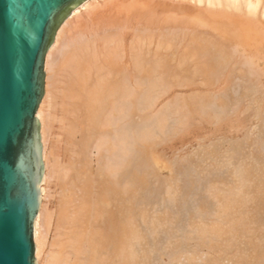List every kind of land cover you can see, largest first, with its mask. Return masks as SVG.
I'll return each mask as SVG.
<instances>
[{
  "label": "bare ground",
  "instance_id": "1",
  "mask_svg": "<svg viewBox=\"0 0 264 264\" xmlns=\"http://www.w3.org/2000/svg\"><path fill=\"white\" fill-rule=\"evenodd\" d=\"M184 1V4L175 8L181 16L174 17L167 13L172 9L169 8V4L158 0H87L76 7L56 31L53 42L45 54L44 93L35 113L39 123L43 166L42 177L38 183L39 207L33 222L36 264H135L132 247L140 237L132 217L137 200L146 201L154 194L149 190L151 188L148 184V176L154 173L152 171H157L154 169L157 165L156 154L154 153L155 156H153L151 150L154 149L156 140L169 136L180 124H185L186 129L188 117L191 116L190 119L198 117L214 122L221 117L225 119L226 114L230 115V112H226V107L233 105L237 107V110L254 112L253 116L257 118L256 121L258 120L257 126H260L256 127L258 130H254L258 131L257 137L264 139V91H261V89L264 90L262 83L264 45L257 44L254 39L246 38L240 28V23L246 21L249 25L257 23V26L264 30V0ZM150 2L155 4L152 5ZM157 2L163 3L159 5L162 7L160 12H163L160 16L156 14ZM189 4L195 9H192V6L190 8ZM193 10L196 11L194 16L191 15ZM205 10L219 13L221 21L218 19V22L213 23L214 18L208 17ZM229 14L237 19H229ZM197 20L208 24V31L198 29L195 25ZM228 54L233 57L230 59ZM239 64L244 65V71L238 68ZM241 73L246 79L240 75ZM236 76L243 77L242 79L246 83L248 81L249 85L244 86L243 90L240 88L236 102L234 100L230 102L227 88L232 84L229 85L227 81L233 80L232 78ZM209 78L213 83H210ZM193 80L199 81L197 84L200 87L204 86L209 90L220 83L221 87H218L215 92L211 91L212 100L210 92L207 93L209 98L207 97L206 102L203 97L198 96L200 92L194 94L193 91L186 99L180 98V95L175 93L165 102V106L156 109V112L145 113L155 105L154 100L164 91L161 88L165 83H167L165 86L169 88L173 81L170 89L184 88L182 86H190V83L194 86ZM160 90L162 92L158 94ZM204 91L201 93H205ZM183 129H179V132ZM245 134L251 137L249 133ZM248 136L247 140L244 136L242 139H245V142H241L244 144L247 143L246 141L249 142L251 138L249 139ZM239 140L228 141L230 143L225 140L230 144L228 151L233 153L239 150V145L242 144ZM207 148L209 147L205 149ZM245 148H241L240 152L242 153ZM92 150L94 152L96 150L94 159L90 157ZM208 151L204 153L205 155L203 154L205 157H208V154L209 156L215 154L214 150ZM248 151L247 149L243 152L247 155ZM226 152L219 157L215 154L214 161L224 163L222 167L228 164L231 171L226 165L225 168L229 169L230 176L232 175L233 178L239 177L237 178L239 186L236 184L235 187V181L233 186L236 192L233 190L234 194L232 193L231 196L225 188L223 189V187H229V181L233 182V179L228 181L226 178L229 173L224 175L229 185L221 183L223 190H220V187H214L220 185L217 181L222 180L221 175V178L214 179L216 185L209 184L213 186V190H209L212 193L215 190L213 193L215 196L212 198H215L216 206L212 205L218 208L217 213L222 212L224 219L217 216L220 221L218 219L216 223L215 219L211 218L212 222L206 220L205 225L201 222V224L191 225L192 230L196 231V238L200 241V243L196 242L199 243V246L197 245L199 252H197L206 250V253L211 252L215 255L213 260L205 261V264H222L225 261L227 263L229 261V264H264V236L252 232L255 224L258 227L264 222L262 217L264 216V200L260 199L264 194L260 192H264V183H262L264 156L260 162H256L257 156L253 155L255 152L249 151V156L243 153L244 160L243 155L240 154L241 160H247L248 168H245L242 165L236 166V162L230 163L232 160L225 157L230 152ZM161 157L160 154L158 158ZM205 157L202 159L210 160L211 158ZM146 158L151 162H148ZM163 158L161 161H165L166 158ZM213 158L215 157H212L211 161ZM197 160L203 164L206 163L199 158ZM161 161L159 163H162L161 166L165 168L166 164ZM149 163L152 165H148ZM197 163L196 161V166L201 165ZM170 171L167 170L172 173ZM172 175L174 173L167 178L168 182L165 184L162 182V185L165 194L167 195L170 191L169 197L175 195V199L179 191L175 192L177 181ZM254 177L257 183L253 184L255 187L251 183V181L255 183L251 180ZM47 181L49 185L46 184ZM159 182L156 184L159 185ZM202 184L191 186L190 202L186 206V213H181V208H177L178 218L174 222L175 225L185 221L186 215L195 209L199 200L201 202L197 211L201 206L203 208L198 211L200 214H205L207 211L213 212L211 211L213 207L207 200H202L201 195L199 196L198 191L202 189ZM46 187L49 189L48 192ZM228 187L226 189H230L231 192V188ZM251 189H254L253 192ZM205 195L207 196L206 193ZM194 196L198 198L194 199ZM249 198L251 203L258 204L257 210L260 209L256 211L259 215L257 222L253 212L257 204L252 205L247 202ZM246 203L252 206L251 209L255 206V209L251 210L253 216H249L251 215L249 211L246 215H244L245 212L241 214L246 209H250L248 204V207L243 209L242 205L246 206ZM238 204H240L238 209H243V211L240 210L241 213L236 210ZM230 210L238 213L233 214L229 212ZM230 213L232 214L229 215L230 219L236 214L239 217L236 216L235 220L233 218L231 224L228 216L226 219V215ZM214 215H217L216 212ZM194 219L195 217L192 220ZM225 219L226 223L230 224L227 225L228 227ZM206 224L212 225L206 226ZM199 225H203L204 231ZM225 226L228 230H225ZM249 228L255 236L251 235ZM262 229L264 228L259 229L261 233ZM228 233L230 235L232 233L233 236L228 235L229 238H226ZM203 234L205 236H202ZM203 237H209L210 240ZM211 242L214 244L209 246ZM225 247H228L227 250ZM180 252L185 253L182 256L188 255L185 249ZM197 252L195 253L198 254ZM203 255L208 254L203 252ZM162 257L160 255L159 258ZM191 260L187 263L190 264ZM200 260H202L201 256ZM172 263L175 264V261Z\"/></svg>",
  "mask_w": 264,
  "mask_h": 264
},
{
  "label": "rangeland",
  "instance_id": "2",
  "mask_svg": "<svg viewBox=\"0 0 264 264\" xmlns=\"http://www.w3.org/2000/svg\"><path fill=\"white\" fill-rule=\"evenodd\" d=\"M159 2H166L167 4H169L168 6H169V8L171 9L169 12H167L168 14H170V15H173L174 17H179V16H181V15H178V13H177V11L175 10V8H177L178 6H180L181 4H184V0L182 1V0H158ZM159 2H157L156 3V14H159V16L160 15H162L163 14V12L161 11L160 12V10H161V8L162 7H160L159 5H162L163 3H159ZM152 5L153 4H155V2H150ZM171 6V7H170ZM189 6H190V8H191V6H192V9H195V7L193 6V5H191V4H189ZM188 7V6H187ZM196 11H191V15L192 16H194V13H195ZM205 13L208 15V17H210V18H214L213 20L215 21V22H213V23H216V22H218V19H220L219 21H221V16H220V14L219 13H217L216 11H213V10H205ZM167 14V15H168ZM229 16V19L231 18L232 20L235 18V19H237L235 16H231V14H229L228 15ZM197 24H195L196 25V27L198 28V29H200V30H204V31H208L207 30V28H208V24H205V22H199L198 20H197V22H196ZM258 24L257 23H254V24H252V25H249L248 24V22H246V21H243V22H241L240 23V28L242 29V32L244 33V35L246 36V38H248V39H254V42H256L257 44H260V45H264V30L263 29H261V28H259L258 26H257ZM228 51L230 52V49H228ZM228 56H229V54H228ZM230 57V56H229ZM233 56H231L230 57V59L232 58ZM240 70L242 69V71H244L245 70V68H244V65H242V64H239V67H238ZM241 76H243L242 75V73L240 74ZM233 77V76H232ZM244 77V76H243ZM243 77H241V78H239V76H236L235 78H232L233 80H229L228 79V83H229V85L230 84H232V85H230L229 86V88H227V90H228V96L230 95H232L231 97L229 96V99H231L230 100V102L232 101V100H234V102H236L237 101V96L239 95V93H240V88H242L241 90H243L244 88V86H247V85H249V82L247 81V83L242 79ZM245 78V77H244ZM246 79V78H245ZM248 79V78H247ZM209 81H210V83L212 82V80H211V78H209L208 79ZM197 81V80H196ZM207 81V80H206ZM209 81H207V82H209ZM167 82V81H166ZM168 82H170V81H168ZM173 81H171V83H172ZM195 81L193 80L192 81V84H194V86L193 85H191V83H190V86H182V87H184V88H176V87H172L171 89H170V85L172 86V84L170 83V85L168 86L169 88H167L165 85L167 84V83H165L164 84V86L161 88L162 90H164L163 92H162V90H160V91H158V94L160 93V92H162L161 94H157L158 96H157V98L154 100V102H156V103H154V104H152V106L153 107H151L150 108V110H147V111H145V113L146 114H150V113H153V112H156V109H159V108H161V107H163V106H165L164 104H165V102L168 100V99H170L171 98V96L172 95H174L175 93H178L179 95H180V98H184V99H186L187 98V96H189L190 94H191V92H193L194 91V94H198V92H200V95H198L199 97H203V100L206 102V100H208L207 99V97H208V95H207V93L208 92H210L211 93V91H217V88L219 87H221V83L220 84H217V86H215V87H213V88H211L210 90L209 89H206V88H204V86L203 87H200L197 83L199 82H195ZM243 82V83H242ZM213 83V82H212ZM235 83V84H234ZM262 83H263V85H264V75H263V78H262ZM239 85H240V87H239ZM223 86V85H222ZM242 86V87H241ZM224 87V86H223ZM238 87V88H237ZM236 89V90H233V89ZM168 89H170V90H168V92H167V90ZM216 89V90H215ZM205 90V91H204ZM229 90H231V92L229 93ZM233 90V91H232ZM195 91H197V92H195ZM205 92V93H201V92ZM261 91L263 92L264 90L263 89H261ZM167 92V93H166ZM235 92H237V93H235ZM166 93V94H165ZM209 93V94H210ZM233 93H234V95H233ZM264 93V92H263ZM203 94V95H202ZM204 94L206 95V98L204 99ZM202 95V96H201ZM211 95V96H210ZM209 96H210V98L212 97V93L210 94ZM162 96V97H161ZM198 96H196L197 98H199ZM209 98V97H208ZM263 98H264V96H263ZM157 100V101H156ZM211 100H212V98H211ZM210 100V101H211ZM234 105H236V103L234 104ZM231 108V109H230ZM230 110V111H229ZM231 110H232V112H231ZM233 110H236V111H233ZM226 112L227 113H231L230 115L229 114H226L225 115V119H224V117H221L220 118V120L218 121L217 119H216V121H217V123H216V121L214 120V122H213V120L212 121H208V120H204V119H200V118H198V117H195V118H192V119H190L191 118V116L190 117H188L189 119H187V126L188 127H186V129H185V124H180L179 125V127L177 128L176 127V129H175V135H174V132L172 133V134H170L169 136H167V137H169L168 139H166L167 137H165V138H161V139H159V140H156L155 141V143L154 144H156L157 145V147H156V145H153V148L154 149H152L151 151H152V154H156V160H157V165H156V168H154V169H157V171L155 170V171H152L151 169V171L152 172H154L153 174H150V176H148V184L150 185V188L151 189H149L150 191H152V192H154V194H152V196L149 198V199H147L146 201H143V200H140V199H138L137 200V202H136V204H135V208H134V215H133V223H134V226H135V229H136V231L137 232H139V234H138V236L140 237L138 240H137V242L135 241V243H134V245H133V247H132V250L134 251L133 252V254H135L134 256H135V264H173L172 262H174L175 261V264H188L189 263V261L191 260V257H193V260H191V262H190V264H205V261L206 262H208V260H213L212 258H214V256L215 255H213L211 252H208V253H206L207 251L206 250H203L202 252H200V253H198L199 252V249H197V248H199L198 246H199V243H200V241L196 238V236H197V234H195V232L192 230V224H199L200 222L203 224V225H205V223H207V221H211L212 222V219H215V223H216V221L219 219L217 216H219L220 218H222V220L224 219L223 218V216L224 215H222L221 213L222 212H220L219 211V213H217V209L216 208H214L213 207V205L212 204H214V206H216V203H215V198L213 197L212 198V196H215L213 193L215 192V190L213 191V193H212V191H210V190H213V186L211 187L210 185V183H214L215 185L217 184V183H215V180H217V178L219 177V178H221V176H223L221 179L222 180H219V181H217L218 183H220V185L219 186H214V187H220L219 189L220 190H223L224 188H225V190H227L226 192H228V193H230V194H228V195H230L231 196V194L233 193L234 194V191L233 190H235V192H236V189H235V187L238 185L239 186V184L237 183V178H239V177H232V175L230 176V173L231 172H229V171H231V167L227 164H225L226 165V167H229V169H226L225 168V165H224V167H222L223 166V164H221V161L219 162V161H214V160H216V156H218L219 157V155L221 156V155H223L226 151L227 152H230V153H227V155L225 156V157H227V158H229L230 160H232V161H230V163L232 162V163H234V162H236L237 164H236V166L237 165H242L243 167H245V168H248V163H247V160L246 161H243L244 160V155H246V151H247V149L252 153V152H255V154L253 153V155H255V157L257 158V161L256 162H260L261 161V159L263 158L262 156H264V139H260V136L259 137H257V135H256V133L258 132V131H255L257 128L256 127H260V126H257V124H258V120L256 121V117L255 116H253L254 115V112H250L249 110H247L246 112L245 111H243V110H237V107H235V106H231L230 105V107L228 106V107H226ZM242 114H241V113ZM144 113V114H145ZM240 114V115H239ZM255 117L254 119H255V121H254V119H253V117ZM256 115V114H255ZM226 116H227V118H226ZM229 117V118H228ZM194 119V121L196 120V122H192V120ZM249 120V122H247L248 120ZM204 123H203V122ZM254 121V122H253ZM214 124H213V123ZM185 123V122H184ZM211 123V124H210ZM253 123V124H252ZM190 124H191V126H190ZM242 124V125H241ZM250 124V125H249ZM256 124V125H255ZM260 124V123H259ZM245 126V127H241V126ZM246 125H248V126H246ZM261 125V124H260ZM252 126V127H251ZM240 127L241 128H243L242 130L240 129ZM251 127V128H250ZM179 129H183V130H180V132H179ZM230 129V130H229ZM235 129V130H234ZM249 129H251L250 131H249ZM255 129V130H254ZM235 131L234 132V134H233V131ZM258 130V129H257ZM178 131V132H177ZM215 131V132H214ZM230 131V133H228ZM232 131V132H231ZM238 131V132H237ZM177 132V133H176ZM208 133H209V135H208ZM245 133H249V135H251V137H249L248 136V134L246 135ZM251 133V134H250ZM254 133V134H253ZM177 134V135H176ZM174 135V136H173ZM201 135V136H200ZM203 135H206V136H203ZM244 136H245V139L247 140V136H248V138L250 139L249 140V142L248 141H246L247 143H242V142H245L242 138H244ZM173 137V138H172ZM202 137V138H201ZM254 137V138H253ZM172 138V139H171ZM198 138V139H197ZM239 138H240V140H239ZM264 138V137H263ZM169 139H171V140H169ZM194 139H197L196 141H198V142H196ZM202 139V140H201ZM221 139V140H220ZM229 139V140H228ZM236 139L237 140H239L238 142L239 143H242L241 145H239L241 148H245V150H243V151H245V152H243L242 151V153L240 152V150H241V148L239 147V150L237 149L236 150V152L234 151L233 153H232V151H228V148H229V145L230 144H228V143H230L232 140L233 141H236ZM242 139V140H241ZM165 140V141H164ZM166 140H167V142H166ZM190 140V141H189ZM223 140V141H222ZM225 140H226V142H228V141H230V142H228V143H226L225 142ZM160 141V142H159ZM242 141V142H241ZM252 141V142H251ZM165 142V143H164ZM169 142V143H168ZM222 142V143H221ZM251 142V143H250ZM159 143V144H158ZM164 143V144H163ZM162 144V145H161ZM197 144V145H196ZM216 144V145H215ZM248 144H249V146H248ZM159 145V146H158ZM161 145V146H160ZM213 145V146H212ZM250 145H252V146H250ZM196 146V147H195ZM209 147V148H207V149H205L206 147ZM243 146V147H242ZM184 147V148H183ZM251 149H250V148ZM203 148H204V150H203ZM159 149H161L160 151H162V152H160L159 151ZM179 149V151H176V150H178ZM217 149H219V150H217V154H216V150ZM223 149H225L224 151H222ZM256 149V150H255ZM155 150V151H154ZM199 150V151H198ZM213 151L214 150V152H215V154H216V156H215V154L214 155H210L209 156V154H208V157L210 158V160H206V159H204V161H206V163L203 161V159H202V157H205L204 155V153L206 152V151ZM176 151V152H175ZM192 151H195V152H192ZM199 153H198V152ZM200 151H202L201 152V154H200ZM204 151V152H203ZM208 151V152H209ZM240 153H239V152ZM249 151L247 152V155L246 156H249ZM260 151V152H259ZM158 152V153H157ZM213 152V153H214ZM224 152V153H223ZM171 153V154H170ZM196 153H198V154H196ZM212 153V154H213ZM219 153H221V154H219ZM234 154V156L232 155V154ZM243 153H245L244 155H243ZM258 153V154H257ZM91 154H92V156H90L92 159H94L96 156H95V154H96V150H95V152H94V150H92V152H91ZM155 154L153 155V156H155ZM160 154H161V158H158V156L160 157ZM170 154V155H169ZM193 154V155H192ZM196 154V155H195ZM204 154V155H203ZM229 154H230V157H229ZM240 154H242L241 156L243 157L242 159L243 160H241V156H240ZM199 155H201V157L199 156ZM203 155V156H202ZM239 155V156H238ZM261 155V156H260ZM149 156V155H148ZM148 156H146L148 159H149V157ZM195 156H196V158H195ZM198 156V157H197ZM260 158H259V157ZM166 158L165 159V161L164 160H162L163 161V163H165L166 165H168V167H166V165L164 166L165 168H163L162 166H161V164L159 163L160 161H161V159L162 158ZM180 157V158H179ZM207 156L205 157V158H207V159H209ZM212 157H215V158H213V160L211 161V159H212ZM233 157H235V159L233 158ZM237 157V158H236ZM146 158V159H147ZM163 158V159H164ZM200 159L201 161H203L204 162V164L202 163V162H200L199 160H197V159ZM240 158V159H239ZM147 159V161L148 162H151L150 160H148ZM195 159H196V161L198 162L197 163V165H200V166H196V161H195ZM240 160V161H237V160ZM159 160V161H158ZM256 160V159H255ZM161 161V162H162ZM218 162H219V165H218ZM240 162H243L242 164L240 163ZM172 163V164H171ZM217 163V164H216ZM246 163V164H245ZM160 164V165H159ZM244 164V165H243ZM148 165H152L151 163H149ZM171 165V167L169 168V166ZM176 165V166H175ZM222 165V166H221ZM246 165V166H245ZM163 168H161V167ZM215 166V167H214ZM192 167V168H191ZM207 167V168H206ZM221 167V168H220ZM161 168V169H160ZM167 168V169H166ZM186 168V169H185ZM213 168V169H212ZM160 169V170H159ZM170 169H171V171H170ZM206 169V170H205ZM223 169V170H222ZM167 170L168 171H170V172H172V173H174V175H172L173 177H175V180L178 182V184H176L175 183V185H176V190H175V192L177 191H179V194L175 197V199H174V194H175V192H174V194H172V195H174L173 197L170 195V197H169V194H170V191H168L167 192V195L165 194V192H164V186L162 185V182H164L163 184H165L166 182H168V180L169 179H167V178H169V177H171V174L172 173H169V172H167ZM229 170V171H228ZM189 171H191V172H189ZM203 171H204V173H203ZM209 171V172H208ZM212 171V172H211ZM214 171V172H213ZM228 171V172H227ZM186 172V173H185ZM207 172V173H206ZM220 172V173H219ZM156 173V174H155ZM159 173V174H158ZM163 173V174H162ZM166 173H167V177H166ZM180 173H182V174H180ZM193 173H195L194 175H193ZM210 173V174H209ZM215 173V174H214ZM229 173V174H228ZM192 174V175H191ZM199 174V175H198ZM205 174H206V176H205ZM226 174H228V175H226ZM253 174H254V172H253ZM157 177H156V176ZM162 175H164V176H162ZM191 175V176H190ZM211 175L213 176V177H211ZM216 175V176H215ZM221 175V176H220ZM224 175H226L225 177L226 178H228L227 180L229 181V180H232L233 182H228V181H226L225 179V177H224ZM238 175V174H237ZM236 175V176H237ZM199 176V177H198ZM232 177V178H230L229 179V177ZM155 177V178H154ZM157 178V179H156ZM215 179V180H214ZM163 180V181H162ZM167 180V181H166ZM189 180H190V182H189ZM214 180V181H213ZM225 180V181H224ZM251 180H255V177L252 179L251 178ZM160 181V182H159ZM211 181H213V182H211ZM220 181H222V182H220ZM235 181H236V183H235ZM240 181V183H241V180H239ZM264 180L262 179V183H264L263 182ZM151 182H153V183H151ZM156 182H159L158 184L159 185H157L156 184ZM202 182H203V184H202ZM225 182V183H224ZM226 182H228V183H230V185L228 184V183H226ZM255 182V181H254ZM202 184L203 186H202V189L201 190H199L198 191V193H199V196L201 195V198H202V200H207V202H208V204H210L212 207H213V209L211 210V211H213L212 213L210 212H206L205 214L204 213H202V214H200L198 211H201L200 209L202 208V206L198 209V211H197V208H198V206H200L199 204H200V202H201V200H199V202H198V204L196 205V207H195V209L194 210H192L191 212H189V214H187L186 215V217H185V221L184 222H182V224H174V222L177 220V208L178 207H180L181 209H180V212L181 213H183V214H185L186 212V206H187V204L190 202V195H189V193H190V190L192 189V187H194V185H198V184ZM221 183H223L224 185L225 184H228L229 185V187L228 188H231V186H233L234 185V183H235V187L233 186V188H231V192H230V189H226L227 187H223V185L221 184ZM251 183H252V186H254L253 184H257L256 182L255 183H253L252 181H251ZM47 185H49L48 184V181H47V183H46ZM210 184V185H209ZM237 184V185H236ZM157 187H156V186ZM178 185V186H177ZM184 186V187H183ZM192 186V187H191ZM252 186H251V188H252ZM154 187V188H153ZM159 187V188H158ZM162 187V189H160ZM177 187H179V189L177 188ZM212 189H211V188ZM222 187H223V189H222ZM255 187V186H254ZM261 187H263V186H261ZM157 188V189H156ZM239 188V187H238ZM237 188V189H238ZM210 189V190H209ZM216 189V188H215ZM255 189V188H254ZM254 189H251V191L252 190H254ZM48 187H46V191L48 192ZM158 190V191H157ZM162 190V191H161ZM224 190V191H225ZM229 190V191H228ZM256 190V189H255ZM259 190V189H258ZM260 190H262V189H260ZM161 191V192H160ZM186 191V192H185ZM210 193H209V192ZM223 191V192H224ZM249 191V190H248ZM250 191V192H251ZM160 192V193H159ZM162 192H163V194H162ZM172 192V191H171ZM176 192V193H177ZM209 194H208V193ZM226 192H224V193H226ZM253 192V191H252ZM260 192H262V193H264L263 191H260ZM169 193V194H168ZM205 193L207 194V196L205 195ZM223 193V194H224ZM261 193V194H262ZM165 195V196H164ZM210 195V196H209ZM227 195V197H230V196H228ZM252 195V194H251ZM251 195H250V197H251ZM264 195V194H263ZM263 195H262V198H264L263 197ZM259 196H261V195H259ZM258 196V197H259ZM169 197V198H168ZM210 197V198H209ZM248 197H249V195H248ZM154 198V199H153ZM171 198V199H170ZM178 198V199H177ZM182 198V199H181ZM194 199H196V198H198L197 196H194L193 197ZM212 198V199H211ZM231 198V197H230ZM262 198H260L261 200H264V199H262ZM177 199V200H176ZM250 200H248L247 202H249L250 204H252V205H254V203L255 204H257L256 202H254V203H251L252 201H251V198H249ZM257 199H259V198H257ZM212 200V201H211ZM254 200V199H253ZM47 201V200H46ZM169 201V202H168ZM178 201V202H177ZM206 202V201H205ZM249 203H246V206H244V205H242L243 206V209L245 210L247 207H248V205H250ZM173 204V205H172ZM248 204V205H247ZM163 205V206H162ZM239 205L240 204H238V205H236L237 206V211L239 210V212L241 213L242 211H243V209H238V207H239ZM242 206H240V207H242ZM255 206H257L256 207V209H255ZM253 208L255 209V211H253L254 212V217H255V220H256V222H257V219H258V217H259V215L257 214V212L260 210H257L258 209V204L257 205H255ZM246 207V208H245ZM251 205H250V207H248V208H250V209H246L245 211H243L241 214H243L244 212H245V214L244 215H246V213H247V211H249L248 213L249 214H251V215H249V216H253V212H251V210H254V209H251ZM236 208V207H235ZM235 208H234V210H235ZM203 209V208H202ZM214 209H216V211H214ZM209 210V211H210ZM219 210H220V208H219ZM240 210H242V211H240ZM156 211V212H155ZM161 211H162V213H161ZM233 211V210H232ZM236 211V212H237ZM257 211V212H256ZM139 212V213H138ZM215 212H216V214L217 215H214L215 214ZM229 212H231V210L229 211ZM235 211H233V212H231V213H233V214H235L236 213ZM262 212V211H261ZM228 214V215H226V219H227V216L229 217V219H228V221H229V223L231 224V221L233 220V218H234V220H235V218L237 219V217H238V215L236 214V216L234 215V217L233 216H231V218L232 219H230V216L229 215H232V214ZM238 213V212H237ZM239 213V216H241V214ZM256 213V214H255ZM260 213V212H259ZM208 214V215H207ZM219 214H221V215H219ZM190 215V216H189ZM213 215V216H212ZM248 215V214H247ZM256 215H258V216H256ZM260 215H261V213H260ZM195 217V219H196V222H194L193 223V221H195V219L194 220H192L193 219V217ZM204 216V217H203ZM248 216V217H249ZM153 217V218H152ZM190 217V218H189ZM199 217V219H197ZM208 217V218H207ZM216 217V218H215ZM254 217H252V218H254ZM263 218H264V216H262ZM212 218V219H211ZM239 218V217H238ZM226 219L224 220L225 221V223H226ZM171 220V221H170ZM198 220V221H197ZM199 220H201V221H199ZM202 220H203V222H202ZM207 220V221H206ZM158 221V222H157ZM162 221H164V222H162ZM188 221V222H187ZM218 221H220V219L218 220ZM165 223V224H164ZM200 223V224H201ZM210 223V222H209ZM214 223V224H215ZM224 223V224H225ZM259 223V222H258ZM160 226H159V225ZM230 224H228V223H226V226L227 225H230ZM255 224V223H254ZM254 224H252L253 226H254ZM261 224H263V225H258V227H260L259 229H261V228H264L263 226H264V222L263 223H261ZM163 225V226H162ZM186 225H190L189 227L188 226H186ZM203 225L201 226V225H199V226H201V227H203ZM207 225H212V224H206V226ZM257 224H255V227H253V226H251V228L253 227L254 229L256 228V230H258L259 232L261 231V230H259L258 229V227L256 226ZM156 226V227H155ZM225 226V227H226ZM240 226V225H239ZM224 227V228H225ZM228 227V226H227ZM226 227V229L225 230H228V228ZM157 228V229H156ZM189 228V229H188ZM205 228H207V227H205ZM191 229V230H190ZM208 229V228H207ZM207 229H205V230H207ZM250 229V228H249ZM254 229H252V232L254 233V234H257L258 233V235H260V236H264V229H262L263 230V232L261 233L260 232V234H259V232L257 231L256 232V230H254ZM153 231V232H152ZM203 231H204V227H203ZM250 231V233H251V235L253 234L252 232H251V229L249 230ZM189 232V233H188ZM191 232V233H190ZM256 232V233H255ZM249 233V234H250ZM188 234V235H187ZM248 234V235H249ZM252 235V236H255V235ZM205 235L206 236H208V234L207 233H205ZM204 234L202 235V236H205ZM228 235H229V237L230 236H233V234L231 233V235H230V233H228L227 234V237L224 235V237H226V238H229L228 237ZM257 235V236H258ZM191 237V238H190ZM204 238V237H203ZM205 238H207V240H210V238L209 237H205ZM204 238V239H205ZM209 238V239H208ZM176 239V240H175ZM193 241H191V240ZM195 239H197V240H195ZM203 239V240H204ZM167 240V241H166ZM175 240V241H174ZM207 240H205V241H207ZM170 241V242H169ZM179 243H178V242ZM199 241V243H196V242H198ZM143 242H144V244H143ZM173 242V243H172ZM140 243V244H139ZM172 244V245H171ZM213 244H214V242H213ZM212 244V242L211 243H209V246H211V245H213ZM138 245V246H137ZM143 245V246H142ZM146 245V246H145ZM174 245V246H173ZM192 245V246H191ZM195 245V246H194ZM198 245V246H197ZM216 245H218L219 246V244H216ZM216 245H214V246H216ZM169 246V247H168ZM180 246V247H179ZM185 246V247H184ZM136 247V248H135ZM138 247V248H137ZM187 247V248H186ZM223 247H224V245H223ZM141 248V249H140ZM148 248V249H147ZM185 249V251H186V254H188V255H185V256H182V255H184L185 253H183V252H180V251H183V249ZM189 248V249H188ZM226 248H228V247H225V249ZM169 249V250H168ZM177 249V250H176ZM192 249V250H191ZM197 249V250H196ZM138 250H139V252H138ZM146 250H148V251H146ZM176 250V251H175ZM189 252H188V251ZM224 250V249H223ZM227 250V249H226ZM178 251V252H177ZM192 251V252H191ZM198 251V252H197ZM141 252V253H140ZM166 252V253H165ZM179 252L181 253V255L179 254ZM195 252H197L198 254H196ZM203 252H204V254H208L207 256H205V255H203ZM191 253V254H190ZM195 254V255H192V254ZM140 254V255H139ZM142 254V255H141ZM156 254V255H155ZM177 254V255H176ZM202 254V255H201ZM155 255V256H154ZM160 255H162L163 257L160 259L159 257H160ZM165 255V256H164ZM199 255V256H198ZM210 255L212 256V257H210ZM147 256V257H146ZM187 256V257H186ZM198 256V257H197ZM200 256L202 257V260H204V261H202V260H200ZM141 257V258H140ZM143 257V258H142ZM146 257V258H145ZM179 257V258H178ZM187 259H185V258ZM190 257V258H189ZM196 257V259H194ZM209 257L211 258V259H209ZM138 258V259H137ZM204 258V259H203ZM173 259V260H172ZM179 259H180V261H179ZM190 259V260H189ZM141 260H142V262H141ZM169 260H171V261H169ZM197 260V262H195ZM178 261V262H177ZM199 261H200V263H199ZM188 262V263H187ZM230 262L228 261V263H227V261H225V262H223L222 264H229Z\"/></svg>",
  "mask_w": 264,
  "mask_h": 264
},
{
  "label": "water",
  "instance_id": "3",
  "mask_svg": "<svg viewBox=\"0 0 264 264\" xmlns=\"http://www.w3.org/2000/svg\"><path fill=\"white\" fill-rule=\"evenodd\" d=\"M87 0H0V264H36L33 222L43 166L36 110L44 58Z\"/></svg>",
  "mask_w": 264,
  "mask_h": 264
}]
</instances>
